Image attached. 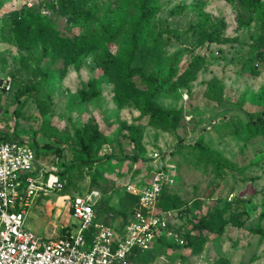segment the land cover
Masks as SVG:
<instances>
[{
	"label": "rangeland",
	"instance_id": "1",
	"mask_svg": "<svg viewBox=\"0 0 264 264\" xmlns=\"http://www.w3.org/2000/svg\"><path fill=\"white\" fill-rule=\"evenodd\" d=\"M42 2L49 13L0 0V136L34 143L45 177L55 173L62 184L37 197L27 226L57 237L77 222L71 196L92 190L102 194L106 221L118 224L135 188L171 164L167 239L136 264H264V133L246 131L264 111L256 8L264 0H155L137 46L140 0ZM129 56L159 81L176 69L155 99L181 111L177 128L142 112L152 85L129 75ZM197 57L203 63L191 70ZM90 125L103 137L84 164L80 141L89 142ZM205 216L214 231L201 251L173 244L174 235L196 234L193 224Z\"/></svg>",
	"mask_w": 264,
	"mask_h": 264
},
{
	"label": "built area",
	"instance_id": "2",
	"mask_svg": "<svg viewBox=\"0 0 264 264\" xmlns=\"http://www.w3.org/2000/svg\"><path fill=\"white\" fill-rule=\"evenodd\" d=\"M23 2L34 8L41 0ZM172 167L156 168L147 185L135 188L139 205L128 220L115 225L98 219L100 191L73 194L70 212L77 222L57 237H47L27 226V212L41 194L61 190L59 176L45 177L27 140L0 142V264H136L137 250L151 249L169 231L171 211L161 210L158 204ZM173 241L185 243L179 235Z\"/></svg>",
	"mask_w": 264,
	"mask_h": 264
},
{
	"label": "trees",
	"instance_id": "3",
	"mask_svg": "<svg viewBox=\"0 0 264 264\" xmlns=\"http://www.w3.org/2000/svg\"><path fill=\"white\" fill-rule=\"evenodd\" d=\"M154 1L155 0H140V4L142 7V15L137 22L138 29L134 33V43L136 46L139 44V42L141 40L140 36H141L142 30L149 24V21L153 18L154 14H155L156 8L153 5ZM257 1H259V0H257ZM45 6H46V3L43 4V2H42L38 6H36L34 8H30V9L32 11H35V12L36 11L40 12L43 10V7H45ZM256 8L258 9V11L261 14L262 19L264 21V5L260 2H258L256 5ZM17 19L23 20L24 15H22V13L20 12L17 16ZM194 63L195 64L192 65V67H190L191 70H197L199 67H201V65L203 63V57H197V59L194 61ZM125 67H126V70L128 71L130 76H134V75L138 74L143 81L152 85L151 91L145 96V98L143 100V104H142V108H141L142 112L144 114L148 115L149 119L154 123H163V122L168 121L171 128H177L179 125V122L181 120V111L179 109H176V108H165V107L161 106L155 99V96L157 95V93L161 89L163 83L169 82L171 80V78L176 73V69L174 67H171L168 76L166 78H164L163 80L159 81L157 77H155L151 74H147V73L139 70L138 68L132 67L131 66V56L128 57ZM89 127L92 128V135L89 139V142H85L84 140L80 141L82 153L85 155V158H83V160H81L84 164H89V163L93 162V158L91 157L92 145L97 140H99L103 137V133L101 131L94 129L93 126H91V125ZM246 131H247V134L249 136L255 135L256 133H259V132L264 133V111L257 112L256 115L253 116V118H251L246 123ZM7 139H9V138L0 136V142L5 141ZM31 145L35 148L37 155H38V150H37V147L35 146V144L31 142ZM203 152H206V150H203ZM164 154H165V152H163L161 157H163ZM71 165H73V162L71 163ZM170 175H171V170H170L168 179L165 181V183L163 185L159 204H158L159 208L163 211H171L172 210L171 208H169L166 205V202H165V192H166L167 184L169 182ZM133 196H134L133 197V203L131 204V206L127 210H125L123 212V214H122L123 217L121 218V221L122 220L123 221L128 220V218L133 214L135 208L139 205V196L135 193L133 194ZM96 212H97L98 219L106 220V214H104V212H103V208L101 207L100 200L96 206ZM207 215H209V214H207ZM210 221H211V217L205 216L204 218H202L198 222L194 223L193 224V230L196 231L197 233L196 234H188L187 235L188 240L184 239L185 243L182 246L189 244L195 250L201 251L205 242L208 239V234L210 232L214 231L213 226H212ZM227 224H228V220L224 219L221 222V224L219 225V227L217 228L216 232L218 234H222L224 232ZM169 227H170V223H169ZM66 228H65V230H66ZM166 239H167V236L164 235L163 237H161L159 239L158 242L161 243L163 241H166ZM173 244L181 245V244L176 243L174 241H173ZM142 253L143 252H141L140 250H137V254L133 257V260L135 263H136L137 259L140 256H142Z\"/></svg>",
	"mask_w": 264,
	"mask_h": 264
}]
</instances>
